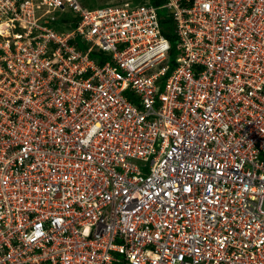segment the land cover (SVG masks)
I'll list each match as a JSON object with an SVG mask.
<instances>
[{
  "label": "built area",
  "instance_id": "built-area-1",
  "mask_svg": "<svg viewBox=\"0 0 264 264\" xmlns=\"http://www.w3.org/2000/svg\"><path fill=\"white\" fill-rule=\"evenodd\" d=\"M0 264H264V0H0Z\"/></svg>",
  "mask_w": 264,
  "mask_h": 264
},
{
  "label": "trees",
  "instance_id": "trees-1",
  "mask_svg": "<svg viewBox=\"0 0 264 264\" xmlns=\"http://www.w3.org/2000/svg\"><path fill=\"white\" fill-rule=\"evenodd\" d=\"M80 1H81L83 6L89 8V9L102 7L103 4H104V6H106V5H120V4L124 3V2H130L134 6H139V5H143V4H146V3L147 4H152L154 6H160V5L163 4V0H122L121 2H114V3L113 2H111V3H108V2L100 3L97 0H80ZM160 17L163 19L162 15H160ZM68 21L69 20H68V16H67L66 20L65 19H61L59 21H55L54 24H51V25H53L56 28H59L58 25H55V24H57V23L65 24ZM161 23H162V25H164V26L167 25L168 28H171V21L170 20L162 21ZM167 37H169V39L171 41L172 49L170 51V55L173 56V55H175V52H176V49H177L176 48L177 44L175 43V41L173 40L172 37H170L169 35Z\"/></svg>",
  "mask_w": 264,
  "mask_h": 264
},
{
  "label": "rangeland",
  "instance_id": "rangeland-1",
  "mask_svg": "<svg viewBox=\"0 0 264 264\" xmlns=\"http://www.w3.org/2000/svg\"><path fill=\"white\" fill-rule=\"evenodd\" d=\"M97 1L100 3H103V2H108V3L113 2L114 3V2H121L122 0H97ZM102 6H104V4ZM40 9L43 10L42 8H40Z\"/></svg>",
  "mask_w": 264,
  "mask_h": 264
}]
</instances>
